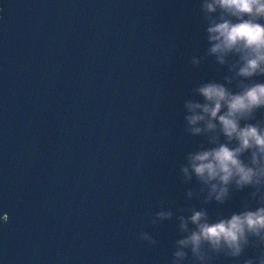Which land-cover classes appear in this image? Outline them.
I'll list each match as a JSON object with an SVG mask.
<instances>
[{
	"label": "water",
	"instance_id": "1",
	"mask_svg": "<svg viewBox=\"0 0 264 264\" xmlns=\"http://www.w3.org/2000/svg\"><path fill=\"white\" fill-rule=\"evenodd\" d=\"M0 264H168L184 99L220 80L198 0H0ZM234 193L213 217L240 210ZM7 222L3 221L4 216ZM148 232L157 241L139 240ZM254 251L249 249L247 256ZM214 264H233L219 258Z\"/></svg>",
	"mask_w": 264,
	"mask_h": 264
},
{
	"label": "clouds",
	"instance_id": "2",
	"mask_svg": "<svg viewBox=\"0 0 264 264\" xmlns=\"http://www.w3.org/2000/svg\"><path fill=\"white\" fill-rule=\"evenodd\" d=\"M198 2L207 47L189 63L199 69L211 58L223 71L220 80L192 87L182 104L183 131L200 143L184 155L178 179L198 185L188 187L185 198L202 206L174 212L161 200L149 223L155 228L175 219L178 238L168 264H214L219 258L264 264V0ZM246 190L239 211L210 214L208 205L223 208ZM139 240L158 244L148 232Z\"/></svg>",
	"mask_w": 264,
	"mask_h": 264
},
{
	"label": "snow or ice",
	"instance_id": "3",
	"mask_svg": "<svg viewBox=\"0 0 264 264\" xmlns=\"http://www.w3.org/2000/svg\"><path fill=\"white\" fill-rule=\"evenodd\" d=\"M5 219H7V217H5Z\"/></svg>",
	"mask_w": 264,
	"mask_h": 264
}]
</instances>
